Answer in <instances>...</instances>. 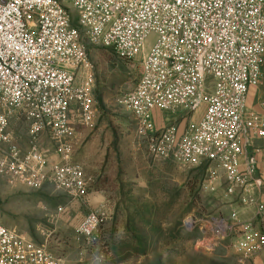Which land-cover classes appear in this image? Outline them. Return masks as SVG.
Here are the masks:
<instances>
[{"label": "built area", "instance_id": "2783aa9c", "mask_svg": "<svg viewBox=\"0 0 264 264\" xmlns=\"http://www.w3.org/2000/svg\"><path fill=\"white\" fill-rule=\"evenodd\" d=\"M89 37L119 57L139 59L135 87L119 102L137 120V133L156 158L207 165L205 185L216 191L225 174L227 193L264 195V102L249 106L264 65V0H0V174L39 189L52 183L82 197L85 171L74 159L73 123L92 125L99 113L95 75L71 9ZM199 121L184 132L176 125L155 132V110L182 109ZM18 114L30 134L46 132L58 160L33 145L15 143L11 118ZM249 199H243V202ZM264 224V201L253 199ZM105 218L91 212L77 228L93 241ZM213 237H239L235 246L251 256L264 247V227L210 217ZM185 226L195 224L188 217ZM0 264H60L59 258L16 229L0 223Z\"/></svg>", "mask_w": 264, "mask_h": 264}, {"label": "rangeland", "instance_id": "374dc122", "mask_svg": "<svg viewBox=\"0 0 264 264\" xmlns=\"http://www.w3.org/2000/svg\"><path fill=\"white\" fill-rule=\"evenodd\" d=\"M71 12L95 75L93 94L99 113L94 131H136L137 120L119 100L138 82L140 60L123 59L113 48L92 40L74 8ZM253 94V104L260 107L264 102V65L260 85ZM179 111H165V126L176 117L200 120L204 106L196 113ZM27 126L18 129L22 138L30 131ZM78 128L89 130L85 125ZM147 149L129 147L121 152L123 169L114 167L111 173L106 157L100 162L101 170H95L92 162L85 169L97 183L113 192L122 188L126 195L117 200L114 193L107 194L110 201L104 204L126 212L103 222L92 242L78 241L77 228L94 210L96 200L82 202V197L58 190L52 183L34 189L0 174V223L45 245L58 258L67 259L66 264H264V247L245 256L235 246L236 235L225 240L213 237L207 221L210 217L226 218L227 204L216 194L218 188H206L207 165L186 166L173 159L156 158ZM225 178L220 172L219 179ZM188 217L195 220L191 229L184 224ZM115 224L130 228L115 234Z\"/></svg>", "mask_w": 264, "mask_h": 264}, {"label": "crops", "instance_id": "0c3cea01", "mask_svg": "<svg viewBox=\"0 0 264 264\" xmlns=\"http://www.w3.org/2000/svg\"><path fill=\"white\" fill-rule=\"evenodd\" d=\"M255 88L256 87H253L250 89L248 93V97H247V102L249 106L258 108L257 105L253 104V101H254L253 90ZM259 100H260V96L257 97V101ZM251 103L253 105H251ZM179 112L181 114L182 112H186L188 114L187 111L182 110V109H180ZM166 113L167 112L162 111V110L154 111L153 120H154V126H155L156 133H159L163 128L167 127L165 126L166 123H164L166 120V117L168 119V116L165 115ZM181 118H182V115H181ZM182 119L183 120L181 119L179 120L176 117L174 119V122L171 123L170 125H176L179 128V132H184V130L186 129L187 125L190 122L196 121L192 119L191 116L190 117L185 116ZM11 125L12 126L10 130L13 133L14 141L21 148L23 152H27L31 149L33 145H37L39 149L46 151L48 153L49 164L58 160V156L55 153L53 142L50 140V137L46 132L38 134L36 135V137H34L30 134V131H26V137L22 138V136L20 135L22 131H18V129L21 126L25 127L27 124L24 121L23 117H21V115H18V114L13 115V117L11 118ZM79 125L84 126L85 124L82 121H76L75 123H73V127L75 129L73 142L75 145L74 159L77 163L83 166L84 171H85L86 181H87V190L85 194L82 196L83 198L82 202H86L89 199H95L96 200L95 205H94L95 208L92 212L101 213L105 218L104 220V223H105L108 220L115 217V215L118 216L120 215V213L126 212L124 211L122 207L115 208V207H110L109 204L108 205L104 204L105 201H108V203L110 201L108 200L107 194L114 193V196H113L114 199L120 200V199L126 198V195H124L125 192L122 188L121 189L119 188L113 192L109 188L103 186L102 184L97 183L98 181L93 180L92 177L88 176L85 169L89 167V163L92 162L93 167H95V170H101L100 162L105 157H106V160L108 159L107 166H108V171L110 170V173L112 172L114 167H117V169L119 168L123 169L124 159L121 155V152L127 151L129 147L135 151L147 149L148 145H147V142L143 138L139 137L137 133V129L136 131H100V130L94 131V129L97 126V116L92 125L90 126L85 125L86 129H89L88 131L79 129L78 128ZM136 125H137V121H136ZM132 137L134 139H132ZM258 145L264 146V140L259 141ZM147 150L149 151V148ZM160 159H163V158H160ZM96 160H99L97 164H96ZM259 161H260V164H259L260 171H261V174L264 176V158L260 157ZM203 165H206V164H203ZM120 174H122V171L120 172ZM223 180L224 181H221L220 179H218L217 181L218 189L216 191V194H218L220 198L226 201V204H227L225 207L226 208L225 210L226 219L229 221H232V219H238L244 222H252L256 229L263 228L264 224H262L259 221L257 214H256V208H255V205L252 203V200L260 199L264 201V195L253 193V192L247 193L241 189H237L235 193L229 194L227 193L228 182L226 178ZM115 182L116 184H119V182L117 181ZM222 182L225 183V188L224 187L222 188ZM245 198L249 199V201L243 202V199ZM128 228H130L128 224H123V225L115 224L112 227V231L115 232V234H117L118 232L125 233L128 231ZM118 237L122 238L123 236H116V239ZM80 240H84V239L78 238V241ZM59 261H60V264L67 263V259L65 258H59Z\"/></svg>", "mask_w": 264, "mask_h": 264}]
</instances>
